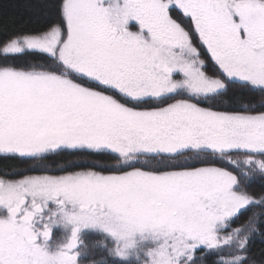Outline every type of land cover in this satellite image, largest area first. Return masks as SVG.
I'll return each mask as SVG.
<instances>
[{
  "label": "snow or ice",
  "instance_id": "obj_1",
  "mask_svg": "<svg viewBox=\"0 0 264 264\" xmlns=\"http://www.w3.org/2000/svg\"><path fill=\"white\" fill-rule=\"evenodd\" d=\"M40 6L0 19V264H264V0Z\"/></svg>",
  "mask_w": 264,
  "mask_h": 264
},
{
  "label": "trees",
  "instance_id": "obj_2",
  "mask_svg": "<svg viewBox=\"0 0 264 264\" xmlns=\"http://www.w3.org/2000/svg\"><path fill=\"white\" fill-rule=\"evenodd\" d=\"M32 7H28L25 0H0V19L12 18L14 23L27 24L29 29H38L44 26L45 16L49 20L54 18V13L49 9H43L40 6V0H31ZM261 97H255L257 104L261 102ZM254 192H260L259 186H255L252 189ZM94 237L85 234L84 240L86 243H91ZM264 248V244H261L259 241L256 242L253 252L259 258V250Z\"/></svg>",
  "mask_w": 264,
  "mask_h": 264
},
{
  "label": "rangeland",
  "instance_id": "obj_3",
  "mask_svg": "<svg viewBox=\"0 0 264 264\" xmlns=\"http://www.w3.org/2000/svg\"><path fill=\"white\" fill-rule=\"evenodd\" d=\"M60 236V233L59 232H54V239L55 238H58Z\"/></svg>",
  "mask_w": 264,
  "mask_h": 264
}]
</instances>
